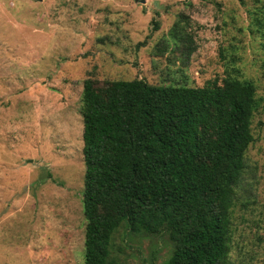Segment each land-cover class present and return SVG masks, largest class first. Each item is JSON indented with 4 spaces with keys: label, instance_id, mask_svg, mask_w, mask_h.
Here are the masks:
<instances>
[{
    "label": "rangeland",
    "instance_id": "374dc122",
    "mask_svg": "<svg viewBox=\"0 0 264 264\" xmlns=\"http://www.w3.org/2000/svg\"><path fill=\"white\" fill-rule=\"evenodd\" d=\"M232 55L257 106L227 263L264 264V0H0V264H82L85 78L198 87ZM170 250L124 225L109 242L111 264Z\"/></svg>",
    "mask_w": 264,
    "mask_h": 264
},
{
    "label": "trees",
    "instance_id": "16d2710c",
    "mask_svg": "<svg viewBox=\"0 0 264 264\" xmlns=\"http://www.w3.org/2000/svg\"><path fill=\"white\" fill-rule=\"evenodd\" d=\"M235 61L198 87L82 81V264H111L120 225L165 233L163 264H228L229 215L257 106L255 85L237 77Z\"/></svg>",
    "mask_w": 264,
    "mask_h": 264
},
{
    "label": "water",
    "instance_id": "95a60500",
    "mask_svg": "<svg viewBox=\"0 0 264 264\" xmlns=\"http://www.w3.org/2000/svg\"><path fill=\"white\" fill-rule=\"evenodd\" d=\"M141 2H144V0H140Z\"/></svg>",
    "mask_w": 264,
    "mask_h": 264
}]
</instances>
